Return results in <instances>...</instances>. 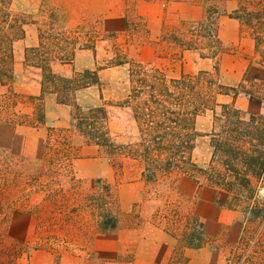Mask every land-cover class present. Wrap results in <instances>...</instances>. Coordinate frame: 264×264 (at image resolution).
Masks as SVG:
<instances>
[{
	"label": "rangeland",
	"instance_id": "obj_1",
	"mask_svg": "<svg viewBox=\"0 0 264 264\" xmlns=\"http://www.w3.org/2000/svg\"><path fill=\"white\" fill-rule=\"evenodd\" d=\"M216 7L210 0L203 22L166 39L216 56ZM101 9L103 0H0V264H222L224 257V264H240L246 256L244 264H264V219L233 208L231 194L196 169L190 168L195 178L177 166L152 177L154 165L144 157L133 108L148 97L151 83L162 93L158 85L165 77L172 91L195 90L206 99L189 158L197 167L212 162L211 132L224 123L220 103L213 102V95L223 94L216 73L181 74L178 52L160 63L139 60L138 43L146 36L140 21H128L125 42L112 46L117 32L96 23ZM234 13L259 32L264 46V0H242ZM101 36L112 44L99 40L100 68L106 69L87 68L80 50L95 48ZM44 66L50 72L44 74ZM132 68L145 86L140 98L130 97ZM87 70L96 71L99 81L89 77L88 86L53 90L64 85L54 76L80 81ZM182 77L191 83L177 89L171 79ZM39 86L40 94H33ZM244 88L264 95L262 83ZM100 107L107 113V145L81 123ZM240 111L246 119L264 115ZM147 124L142 127L151 152L181 161L177 147L154 149L149 138L163 128ZM169 124L166 131L179 129ZM183 177L205 186L203 193L183 192Z\"/></svg>",
	"mask_w": 264,
	"mask_h": 264
},
{
	"label": "trees",
	"instance_id": "obj_2",
	"mask_svg": "<svg viewBox=\"0 0 264 264\" xmlns=\"http://www.w3.org/2000/svg\"><path fill=\"white\" fill-rule=\"evenodd\" d=\"M234 14L237 15L236 13ZM21 31L23 33V28H21ZM32 50L35 51V49ZM43 70L44 74L50 72L46 66L43 67ZM85 73L89 75L82 77L80 81L58 78L53 75L54 79L64 81L63 87L53 83V90L59 94L62 89L67 91L69 87L76 89L80 86H88L91 83V81L87 80L89 77L93 79V82L99 81L96 71L87 70ZM171 81L177 89L185 88L191 83L185 77L171 79ZM189 81L190 83H188ZM163 82L158 85L162 89V93L157 92L158 87L151 83L148 97L146 99L142 98V103L133 108L135 120L139 129L142 130L141 144L143 145L145 160L154 165L155 170H151L152 177H156L157 171L161 169L171 171L175 166L183 169L186 175L193 177L194 175L191 174L190 168L191 170L196 169L206 174L212 184L225 188L231 194L234 202L231 200L230 205L232 204L233 208L241 206L246 217H261L264 219V195L259 194L261 189L264 188V115H251L246 119L235 106L220 104L224 123L220 131L214 130L211 132L214 146L213 160L207 167H197L196 164L190 161L189 157L190 151L194 149L195 144L192 135L196 137L201 134L196 129L195 124L197 117L203 111L206 99L200 92L195 90L191 94L180 89L179 92L177 90V92L172 91L166 85L167 79L165 77H163ZM130 84L132 92L130 97L140 98L145 93V86L139 84L138 79L135 78V69L133 68L130 70ZM43 85L44 89H42V92L46 88L45 80ZM181 85L183 86L181 87ZM219 86L218 93H229V91H232V93L237 94L240 91V87H228L220 83ZM59 99L65 102V97H60ZM213 102L215 106L219 105L216 94L213 95ZM213 108L215 109V107ZM146 116L150 117L147 119ZM158 116H162L163 120L154 121ZM104 119H107V113L104 107H100L90 109L87 115L82 116L83 121L81 123H86L88 127L86 132L88 134L97 138L102 144L107 145L109 141L105 136L106 132L102 128L104 127ZM143 123L145 125L147 123H151L147 125L156 123L158 127H162L163 131L152 134L149 141L152 142L155 150L177 147L178 151L181 152V161H174L173 157L169 155L164 156L152 153L151 145L145 142L147 139L144 138L146 134L143 132ZM169 123L174 128L177 127L179 129L174 132L166 131V128H170ZM190 128H193L191 130V132L193 131L192 133ZM215 160L221 163L220 168L214 166ZM146 168L150 171L148 167ZM201 224L203 227V223ZM202 234L206 235L204 231H202ZM202 244L198 245L201 246ZM239 258L241 259V256ZM246 260L247 256L241 259L240 264H244ZM227 261L229 262V258Z\"/></svg>",
	"mask_w": 264,
	"mask_h": 264
},
{
	"label": "crops",
	"instance_id": "obj_3",
	"mask_svg": "<svg viewBox=\"0 0 264 264\" xmlns=\"http://www.w3.org/2000/svg\"><path fill=\"white\" fill-rule=\"evenodd\" d=\"M210 0H103L104 9L96 22L104 30H113L115 42L101 36L95 48L80 50V55L88 56L86 67L100 68V42L121 45L125 42L128 21H140L144 24L146 36L138 43L139 60L148 63H160L164 55L179 53L177 68L181 74H197L200 71L214 72L220 84L228 87H240L237 94H217L220 104L234 105L246 114H264V95L246 91L256 82L264 84V46L258 44L259 32L248 28L239 15L232 14L240 8L242 0H211L217 3L214 21V36L219 46L216 56H209L197 48H181L166 37L184 32L186 26L196 25L206 19L207 3ZM73 4V3H72ZM71 27L78 22L67 21ZM74 24V25H73ZM259 38V37H258ZM36 42L38 37L35 35ZM112 57V50L108 53ZM31 67V66H30ZM32 68V67H31ZM33 69H38L33 67ZM38 73V72H37ZM264 90V89H263ZM33 94H40V86ZM59 108L61 104L57 102ZM205 186L193 179L183 177L180 189L189 194H202ZM212 211H218L211 205ZM207 223V221H206ZM215 254V253H214ZM212 258L214 257L212 253ZM224 259L222 264H224ZM227 261V257H226ZM192 262H196L193 259Z\"/></svg>",
	"mask_w": 264,
	"mask_h": 264
}]
</instances>
